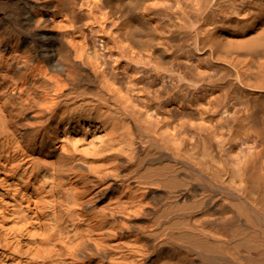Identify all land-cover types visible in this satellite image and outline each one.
Returning a JSON list of instances; mask_svg holds the SVG:
<instances>
[{"label": "bare ground", "instance_id": "6f19581e", "mask_svg": "<svg viewBox=\"0 0 264 264\" xmlns=\"http://www.w3.org/2000/svg\"><path fill=\"white\" fill-rule=\"evenodd\" d=\"M99 1L0 0V264H264V132L213 146L159 126L142 0ZM244 14L204 35L262 88L264 10Z\"/></svg>", "mask_w": 264, "mask_h": 264}, {"label": "rangeland", "instance_id": "374dc122", "mask_svg": "<svg viewBox=\"0 0 264 264\" xmlns=\"http://www.w3.org/2000/svg\"><path fill=\"white\" fill-rule=\"evenodd\" d=\"M94 2L100 4L99 0H81V14L95 12ZM139 10L147 14L149 22L147 36L152 41L148 50L152 46L165 50L164 57L146 52L147 60L136 54L141 68L138 78L152 84L147 95L151 119L156 118L159 126H166L175 135L192 132L213 146L245 138L243 133L264 132V82L262 88L242 86L236 67L229 65L204 35L217 20L219 25H228L235 10L245 13L242 19H247V13L264 10V0H142ZM101 17L95 16L96 36L106 53L102 59L108 62L114 37ZM100 22L103 24L98 25ZM241 55L252 60L261 57L245 51ZM166 75H171L172 84L159 87V80ZM172 89L180 104L173 102ZM186 100L196 106V116L190 114ZM164 110L168 111L167 119L162 116ZM148 128L150 132L161 131L154 123ZM234 162L233 157L227 158V163Z\"/></svg>", "mask_w": 264, "mask_h": 264}]
</instances>
